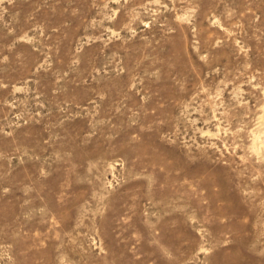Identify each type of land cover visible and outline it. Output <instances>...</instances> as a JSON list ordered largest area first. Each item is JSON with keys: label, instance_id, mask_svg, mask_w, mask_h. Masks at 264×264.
Wrapping results in <instances>:
<instances>
[{"label": "rangeland", "instance_id": "1", "mask_svg": "<svg viewBox=\"0 0 264 264\" xmlns=\"http://www.w3.org/2000/svg\"><path fill=\"white\" fill-rule=\"evenodd\" d=\"M0 264H264V0H0Z\"/></svg>", "mask_w": 264, "mask_h": 264}]
</instances>
